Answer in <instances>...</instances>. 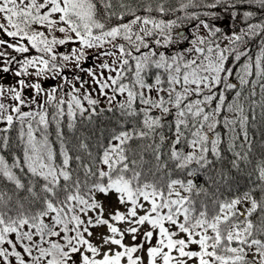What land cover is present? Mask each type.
Segmentation results:
<instances>
[{
	"label": "trees",
	"instance_id": "obj_1",
	"mask_svg": "<svg viewBox=\"0 0 264 264\" xmlns=\"http://www.w3.org/2000/svg\"><path fill=\"white\" fill-rule=\"evenodd\" d=\"M7 40L0 78L41 98L0 103V264L88 259L83 218L112 188L151 206L147 239L109 248L107 264H144L145 241L151 264H264V0H0V50ZM110 50L127 98L108 107L71 82ZM155 86L157 116L144 107ZM246 196L249 213L235 204Z\"/></svg>",
	"mask_w": 264,
	"mask_h": 264
},
{
	"label": "rangeland",
	"instance_id": "obj_2",
	"mask_svg": "<svg viewBox=\"0 0 264 264\" xmlns=\"http://www.w3.org/2000/svg\"><path fill=\"white\" fill-rule=\"evenodd\" d=\"M55 13V14H54ZM53 18L55 19L56 25H66V20L63 16V12L54 11ZM55 16V17H54ZM16 41V39L14 38ZM15 41H8L4 45L5 48L0 50V74L3 73L4 69L10 65L12 62V56L15 54L17 47ZM115 55L113 50H110L107 54L103 56V59L108 60L111 63L115 62ZM76 68H74L75 70ZM249 70V69H248ZM35 74V71L32 70L29 74ZM90 76L89 79L82 82L81 90L86 93V88H93L98 86V83L101 81L102 77L98 72L93 76ZM77 78V77H75ZM43 81L47 80L42 78ZM62 77H60L59 83L61 82ZM36 84H40L38 81L33 80ZM21 81L17 79L13 84L10 82V75L3 74L0 78V103L3 105L7 100L11 99L9 97V92L17 90V92H23L21 94L23 103H27L32 100V97L37 96L41 98L40 94L36 93V89L32 86L31 82L25 83L23 86L20 83ZM22 86V90L18 89ZM45 90H49V86H45ZM77 92V91H76ZM12 102V99H11ZM15 103V102H14ZM32 104V103H31ZM0 106V108L2 107ZM100 197V206L91 209L87 213L83 221L87 225L89 230L87 236L92 249L85 248L83 253L90 255L88 259L84 260L85 257L79 259V264H107L105 260V254L109 248L116 247L118 248L124 242L142 241L147 239L146 223L140 222L138 220L139 216L144 214L149 207V202H141L133 210L130 209V202L126 201L124 194L118 189H112L107 193H102ZM150 242L152 245H156L155 236L151 237ZM149 245V241H145V264H151L149 260V254L146 252V249ZM197 245L194 244L195 248ZM192 248V247H191ZM188 254V253H187ZM94 258H97L98 261L94 262ZM82 260L84 262H82ZM156 263H160V257H155ZM184 264H189L191 262L190 257L184 259Z\"/></svg>",
	"mask_w": 264,
	"mask_h": 264
},
{
	"label": "flooded vegetation",
	"instance_id": "obj_3",
	"mask_svg": "<svg viewBox=\"0 0 264 264\" xmlns=\"http://www.w3.org/2000/svg\"><path fill=\"white\" fill-rule=\"evenodd\" d=\"M140 28L137 29H133L131 30V34H128L129 37L132 36H137L139 34ZM98 58H100V56H96L94 55L93 58L96 60ZM115 60H121L123 62V64L121 65H117L116 63H105L104 65V69H100V72L103 73V78L102 81L98 83V86L96 87V91L94 93V96L97 97L98 99H100L101 97L104 100V105H107L108 107H110L111 105H114L116 103H121L122 101L125 100V96H124V90L123 87L127 84V75H126V70L122 71V68L126 69V63L124 60V56L122 55H115ZM91 65L93 66V71L92 74L93 76L95 75V68L98 67V65L94 62L91 63ZM120 67V73H118V68ZM81 77L84 76L83 72H80L79 74ZM104 85V86H103ZM95 87L91 88L92 90H95ZM149 102H157L156 101V95L157 93H153V90L151 88H149ZM158 103V102H157ZM145 109L148 110L149 109V105L145 106ZM148 113L150 111H147Z\"/></svg>",
	"mask_w": 264,
	"mask_h": 264
}]
</instances>
